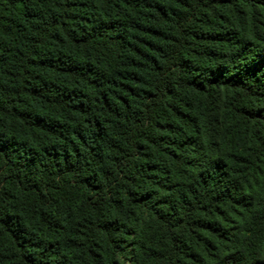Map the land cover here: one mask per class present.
<instances>
[{
    "label": "trees",
    "instance_id": "obj_1",
    "mask_svg": "<svg viewBox=\"0 0 264 264\" xmlns=\"http://www.w3.org/2000/svg\"><path fill=\"white\" fill-rule=\"evenodd\" d=\"M0 264H264V0H0Z\"/></svg>",
    "mask_w": 264,
    "mask_h": 264
}]
</instances>
